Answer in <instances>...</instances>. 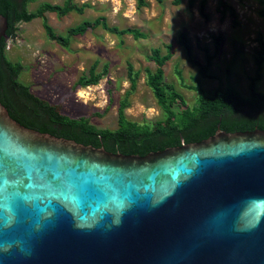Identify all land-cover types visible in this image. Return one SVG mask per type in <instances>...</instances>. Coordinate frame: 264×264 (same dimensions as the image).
<instances>
[{"label": "water", "instance_id": "obj_1", "mask_svg": "<svg viewBox=\"0 0 264 264\" xmlns=\"http://www.w3.org/2000/svg\"><path fill=\"white\" fill-rule=\"evenodd\" d=\"M0 264H264V130L142 157L29 129L0 101Z\"/></svg>", "mask_w": 264, "mask_h": 264}, {"label": "rangeland", "instance_id": "obj_2", "mask_svg": "<svg viewBox=\"0 0 264 264\" xmlns=\"http://www.w3.org/2000/svg\"><path fill=\"white\" fill-rule=\"evenodd\" d=\"M235 8L238 26H233L227 14L221 21L217 10L218 0H208L205 19L199 13V2L189 6V0L175 5L174 0H146L148 5L137 8V0H71L82 12H48V24L57 35H66L82 22L105 17L110 28L101 26L89 29L83 35L71 36L67 47L50 40L43 19L20 23L18 32L7 43V57L20 63L23 71L20 81L29 86L37 97L57 106L71 118H89L99 129L115 130L118 127V107L127 92L128 106L125 114L138 123H153L165 119V113L147 84L148 71L155 72L156 64L150 60L153 49L162 56L171 47L173 57L164 67V81L173 84L187 104L196 107L198 94L187 86L198 84L212 95L218 88H231L244 97L249 95V77L255 76V57L259 47L258 37L264 38V19L261 7L253 0H227ZM67 0H35L28 3L29 13L43 4L65 8ZM137 29L145 38L135 39L122 30ZM186 33L194 58L205 62L207 51L213 56L209 73L203 76L198 68L186 59L179 43V35ZM223 36L216 48L214 37ZM98 62L97 72L108 65L107 75L98 85L76 87L77 82L89 75L91 66ZM139 72L135 89L131 90L128 64ZM180 71L183 80L177 75ZM257 90L264 92V64ZM100 114V115H97Z\"/></svg>", "mask_w": 264, "mask_h": 264}, {"label": "trees", "instance_id": "obj_3", "mask_svg": "<svg viewBox=\"0 0 264 264\" xmlns=\"http://www.w3.org/2000/svg\"><path fill=\"white\" fill-rule=\"evenodd\" d=\"M35 0H0V14L8 20L6 37L0 43V101L8 110L10 116L19 124L41 133H48L55 137L74 140L83 145H91L96 148H105L112 153L124 155L147 156L153 152H159L168 148L180 147L183 144L199 143L213 136L218 127L226 132H246L258 128L264 130V92L257 90V83L261 79V71L264 64V38L259 35L260 49L255 57V76L249 77V95L244 97L238 91L231 88H218L212 95L198 84L195 78L194 86L187 88L198 94L196 107L189 106L185 99L175 90L173 84L164 81V67L173 57L171 47H167L168 54L162 56L159 49H153L150 60L157 66L155 72L148 71L147 84L151 89L159 108L165 113V119L153 123H138L128 119L125 110L128 106L127 92L125 98L118 107V127L115 130L99 129L92 125L89 118H71L60 112L57 106L34 95L30 87L20 81L23 67L20 63H13L7 57V43L16 36L20 23H29L37 18L43 19V26L50 40L67 47L71 36L83 35L89 29L102 27L110 32H117V28H110L105 17H98L93 21L86 20L79 26L71 29L66 35H57L48 24L46 13L48 12H82L71 0H67L65 8L43 4L36 12L29 13L27 5ZM161 1V0H159ZM261 9L259 15L264 19V0H253ZM182 0H174L175 5H180ZM196 0H189V6L194 7ZM208 0H200L199 13L205 19ZM148 5L146 0H137V8ZM217 10L221 21L227 14L231 17L233 26H238L239 21L234 7L227 0H218ZM123 34L132 35L135 39L145 38V35L137 29L122 30ZM8 39V40H7ZM223 36L214 37L215 46L221 44ZM187 61L198 68L201 75L213 78L209 73L213 56L205 52L206 60L201 62L194 58L193 50L186 33L179 35ZM98 62H95L89 75L82 77L76 87H88L98 85L107 75L108 65L97 72ZM183 80L181 72L176 71ZM139 72L134 70L132 64H128V78L131 90L135 89ZM100 115V114H97Z\"/></svg>", "mask_w": 264, "mask_h": 264}, {"label": "clouds", "instance_id": "obj_4", "mask_svg": "<svg viewBox=\"0 0 264 264\" xmlns=\"http://www.w3.org/2000/svg\"><path fill=\"white\" fill-rule=\"evenodd\" d=\"M8 40V39H7ZM11 39H9L8 41H10Z\"/></svg>", "mask_w": 264, "mask_h": 264}]
</instances>
